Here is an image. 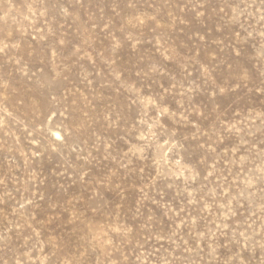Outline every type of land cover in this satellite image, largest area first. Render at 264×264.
I'll use <instances>...</instances> for the list:
<instances>
[{
  "label": "rangeland",
  "instance_id": "rangeland-1",
  "mask_svg": "<svg viewBox=\"0 0 264 264\" xmlns=\"http://www.w3.org/2000/svg\"><path fill=\"white\" fill-rule=\"evenodd\" d=\"M0 264H264V0H0Z\"/></svg>",
  "mask_w": 264,
  "mask_h": 264
}]
</instances>
